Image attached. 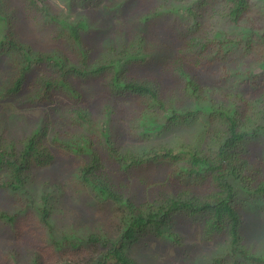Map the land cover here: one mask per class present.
I'll use <instances>...</instances> for the list:
<instances>
[{
  "label": "trees",
  "instance_id": "obj_1",
  "mask_svg": "<svg viewBox=\"0 0 264 264\" xmlns=\"http://www.w3.org/2000/svg\"><path fill=\"white\" fill-rule=\"evenodd\" d=\"M98 4L111 21L88 15ZM20 19L54 28L52 50L22 41ZM192 118L202 123L196 148L119 152ZM56 157L70 182L112 205L113 239L67 235L50 192L34 200L32 169ZM150 164L167 165L165 191L139 202L120 194L130 169ZM178 217L209 246L203 264H264L245 236L251 218L264 229V0H0V233L30 264H136L127 250L150 234L184 243L168 231ZM0 264L24 263L12 251Z\"/></svg>",
  "mask_w": 264,
  "mask_h": 264
},
{
  "label": "rangeland",
  "instance_id": "obj_2",
  "mask_svg": "<svg viewBox=\"0 0 264 264\" xmlns=\"http://www.w3.org/2000/svg\"><path fill=\"white\" fill-rule=\"evenodd\" d=\"M9 2L11 4L15 0H9ZM55 4L56 11L64 14V4L59 2ZM80 10L81 8L78 7L76 11L73 10V13L77 14ZM104 11L103 6L98 4L89 8L88 15L95 19L104 16L105 22L111 21V17ZM22 22L23 19L18 20L20 26L17 29V36L22 41L29 43L34 49L52 50L57 42L52 35L54 28H41L31 24H22ZM106 34H108V31L98 35L105 37ZM103 44L101 37L92 44L93 52L90 54L92 59L100 56L103 51ZM153 62L152 66L157 67L161 60L154 59ZM148 66L149 64L138 67L139 74L137 76L139 77L142 73H145L142 68ZM4 118L6 119V117ZM201 131L202 123L198 118L174 122L159 133L145 135L141 141H123L120 144L121 149L119 152L146 157L152 149L177 148V150H180V145L196 148ZM165 169L168 170L165 164L162 167L150 164L149 166L131 168L128 178L126 177L119 187L120 194L128 197L132 202H139L146 197L153 199L152 197L156 196L158 190L164 192L166 189L160 184L163 183L165 176L163 171ZM32 170L34 175L29 178L28 188L33 192L34 200L37 201L41 199L40 195H47L50 192L48 206L51 209V218L55 220L54 224L58 229L67 235L73 233L75 236L83 237L85 233L96 232L101 236L106 235L113 239L112 235L114 233L110 229L113 224L112 205L109 202L93 199L82 191L80 184L70 182L72 174L65 160L56 157L51 163L42 167H34ZM146 178L150 180L149 184L141 181V179L147 180ZM154 184L156 187H154ZM180 219L181 217H178L175 221H171L168 231L180 237L182 236L183 238H180V241L184 242L182 245L181 243L173 244L171 240L162 236L150 234L143 240L129 246L127 250L128 257L136 264H203L198 257L209 250V246L204 248L198 243L197 229L190 224L189 219L182 223ZM259 226L260 222L251 218L245 230L246 238L251 239V244L255 245L254 250L264 249V229H260ZM16 243L17 241L14 238H9L8 235L0 233V254L15 251L19 260L24 264H30L25 251H22V247L20 248ZM105 264L117 263L110 258Z\"/></svg>",
  "mask_w": 264,
  "mask_h": 264
}]
</instances>
